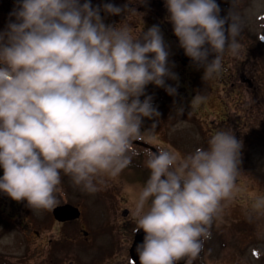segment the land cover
Instances as JSON below:
<instances>
[{
  "label": "clouds",
  "instance_id": "9594fccd",
  "mask_svg": "<svg viewBox=\"0 0 264 264\" xmlns=\"http://www.w3.org/2000/svg\"><path fill=\"white\" fill-rule=\"evenodd\" d=\"M165 4L179 45L203 67V80L226 71V54L244 59L239 0H231L224 17L216 0ZM103 11L137 12L112 3ZM100 13L90 0H17L15 21L0 32V192L27 201L34 212L58 206L61 173L90 194L106 187L141 155L135 143L159 123L146 86L177 92L165 84L177 77L160 28L106 25ZM205 99L196 95L191 103ZM145 118L153 123L142 131ZM242 148L233 132L219 130L206 148L184 157L170 149L144 150L149 176L131 212L133 232L145 233L136 248L140 264H193L213 222L235 199ZM253 210L264 212V197Z\"/></svg>",
  "mask_w": 264,
  "mask_h": 264
},
{
  "label": "rangeland",
  "instance_id": "374dc122",
  "mask_svg": "<svg viewBox=\"0 0 264 264\" xmlns=\"http://www.w3.org/2000/svg\"><path fill=\"white\" fill-rule=\"evenodd\" d=\"M115 1L117 4L114 1L112 4L119 7L124 5L123 8L127 5L129 9L133 8L137 12L122 11L120 15H110L103 11L101 17L106 25H119L125 21L137 32L141 30L147 32L153 22L157 26L162 22L163 25L160 26L165 28V31L161 33L169 52L168 67L178 77L182 68L175 63L174 52L179 44L170 36L175 34L173 25L168 19L166 4L158 6L152 0H144L143 3L139 0ZM216 2L221 9V17L226 16L231 7V0H216ZM6 6H8L7 3L0 5V32H5L9 22L15 21V17L11 15L13 12L6 11ZM15 7L10 9L14 11ZM101 9L103 10V6ZM238 11L246 20L238 37L244 48L242 52L244 59H236L230 55L224 57L228 65L220 77H223L225 81L216 80L211 88L202 93L197 88H190V96L186 98L183 96L181 100H177L178 94L169 95L167 91L162 95L157 87L147 89L153 97V106H157L160 112L159 123L155 129H150L153 121L147 118L144 120L142 131L150 129L145 134L148 140L150 138L159 141L166 149L175 151L180 157L192 153L198 147H207L211 137L208 134L210 130L203 128L208 126L215 131L217 128H227L243 143L237 194L224 209L221 219L213 222L210 230L214 237L210 245L205 247L199 260L204 258L199 264H264V212L246 211L250 207L253 209L257 198L264 197V49L261 46H264V0H239ZM261 37H263V43L256 48ZM249 43L255 55L246 50ZM200 68L204 70L203 67ZM244 71L253 79L252 91L245 88L248 87L246 82L238 79L240 77L238 73ZM233 80L235 84L231 88L230 82ZM165 84L176 88V93H179L178 85L168 80ZM196 95L204 96L206 99L202 103L181 106L192 102ZM143 99L142 96L141 100ZM222 100L223 105L219 106ZM175 106H179L177 109L183 108L186 113L182 116L176 115ZM212 120L215 122L211 123ZM195 126L197 129L207 131L199 130L197 134L194 133L197 140L200 139L201 142L193 141L190 136H186L193 142L185 144L186 147H180L182 144L178 135L188 134ZM2 176L3 169L0 168V177ZM106 184L108 189L114 188L113 185L117 186L118 194L123 195L125 201L127 200L126 204L134 207L133 197L137 196L131 195L127 186L124 187L114 178L107 179ZM59 187L61 189L57 194V198H60L59 202L62 197L67 200L70 198L73 201H81L83 212L80 217L82 218L74 222L81 223L90 232L85 235L78 232L73 234V231L77 230V225L68 223L65 227L59 226L56 230V225H52L51 211L34 212L27 206V201H14L7 194L0 192V259L3 260V264H78L77 261H80V264H129V253L115 254L116 250L110 249L113 252L103 254L104 251H101V244H104L105 240L100 239L101 236L97 230L104 224L105 217H108V212L104 211L98 203H103L100 200L102 198H97L98 196L92 198L86 191L75 190L71 178L63 173H61ZM102 189L105 190L104 187ZM116 192H112V196L109 193L110 197L116 199ZM133 194L136 192L133 191ZM104 197L106 199L108 195ZM104 202L110 205L108 201L104 200ZM124 229L127 230V228ZM35 230L41 234L38 235ZM63 231L64 236L73 234L71 242L65 240L61 245H55V248L50 247L47 238ZM117 231L121 232L123 229L118 228ZM125 235L127 236V233ZM36 236H39L37 244L33 239L36 240ZM113 237L114 245L124 243L120 233H114Z\"/></svg>",
  "mask_w": 264,
  "mask_h": 264
},
{
  "label": "flooded vegetation",
  "instance_id": "af4514ba",
  "mask_svg": "<svg viewBox=\"0 0 264 264\" xmlns=\"http://www.w3.org/2000/svg\"><path fill=\"white\" fill-rule=\"evenodd\" d=\"M114 1L115 4H117V2L115 0ZM112 1H108V0H90L91 5L93 7H97L99 6L100 8L105 4V3H112ZM84 0H81V3H83ZM2 3H7L8 6L5 7L6 11L8 12H13L10 8H12L13 6L17 7V0H0V5ZM124 5L121 6V8H123ZM15 7V8H16ZM101 16L103 15V10L101 9ZM164 18V17H163ZM166 15H165V19H166ZM179 49V48H177ZM110 209L109 210H113V213L110 215V217L108 219H106L105 217V222L103 225L99 226V229L97 230L99 233V236L101 240H105L104 244H101V251H104V253L106 252H113L116 250L115 254H125L127 255V250H128V245L131 242V240L133 239V229L134 226L132 227V225L134 224L135 219L133 218V216L131 215V211L128 210V212L125 214V221L121 220L119 218V216H121V214L117 211V209H114L113 205H109ZM121 210V208H120ZM128 215V216H127ZM82 218V217H80ZM115 218H119L121 221H119L118 219ZM101 223V222H100ZM80 230L81 232L85 235L87 233L90 232V230H86L85 226L82 225L81 223L79 224ZM123 229V231L118 232L117 229ZM124 228H127V230H125ZM114 231V232H113ZM114 233H120V236L123 237L124 239V243H122L121 245L117 244L114 245V237L113 234ZM125 233H127V236L125 235ZM117 237V236H116ZM104 238V239H103ZM106 238V239H105ZM111 240V241H110ZM110 241V242H109ZM120 241V240H118ZM128 244V245H126ZM113 251H111V250ZM114 254V253H113Z\"/></svg>",
  "mask_w": 264,
  "mask_h": 264
},
{
  "label": "water",
  "instance_id": "95a60500",
  "mask_svg": "<svg viewBox=\"0 0 264 264\" xmlns=\"http://www.w3.org/2000/svg\"><path fill=\"white\" fill-rule=\"evenodd\" d=\"M66 207H60V208H57L55 209V215L58 217V218H69L73 215H71L72 213L75 215L77 214V211L75 210V213H74V210H72L71 208L70 209H66ZM139 237V238H138ZM137 239L135 240L133 246L131 247L130 251H131V254H132V257L135 259V261L140 264V261H139V255L136 251V248H137V245L139 244H142L143 243V238L142 236L140 237V234L138 235ZM179 264H182V261L179 262Z\"/></svg>",
  "mask_w": 264,
  "mask_h": 264
}]
</instances>
